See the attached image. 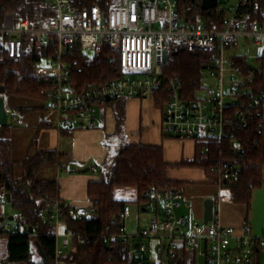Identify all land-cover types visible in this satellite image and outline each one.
<instances>
[{
    "label": "built area",
    "instance_id": "obj_1",
    "mask_svg": "<svg viewBox=\"0 0 264 264\" xmlns=\"http://www.w3.org/2000/svg\"><path fill=\"white\" fill-rule=\"evenodd\" d=\"M228 1L211 9L216 17L223 11L227 13L225 27L218 29L189 24L178 12V0H119L107 9L98 4L81 7L75 0H45L48 8L57 10L56 16L42 27H33L28 19L18 22L13 13H8L0 19V44L10 58L18 59L23 56L26 43L46 48L52 36L57 39L55 57L43 56L36 69L39 75L51 77V103L59 130L74 128L76 124L85 130L94 129L99 125L98 114L105 101L119 96L155 99L166 82L168 94L162 108L165 135L195 142L227 140L233 150L242 153L245 147L236 135L240 128L253 124L259 135L257 141L264 144V87L257 81L264 76V16H254L263 10L259 0H236L232 7L227 6ZM159 22L162 24L157 28ZM241 40L253 41L262 48L255 58L257 67L250 66L247 57L237 50ZM75 44L91 57L109 46L121 54L127 73L76 91L70 77L75 69L81 72L82 67L65 61ZM176 47L213 53L205 71V75L216 80L209 98L183 97L179 78H163L164 64ZM78 166L79 161L74 158L62 164L67 173L77 172ZM230 170L227 161H216L210 167L212 173L221 177L216 182L221 188L227 185L225 179ZM7 194L6 185L0 183V204L7 201ZM144 195V207L153 214L148 227L128 231L130 206L111 219L118 230L110 238L127 255V264H264V230L255 234L248 222L240 229L222 224L217 218L219 195L214 200L213 219L208 224L190 223L187 233L183 229L188 218L178 213L188 205L183 191L152 188ZM64 210L75 218L84 215L61 199L47 204L43 212L55 225L56 236L55 256L47 264H69L62 256L67 253L66 248L73 246L72 239L78 244L89 241L65 229L66 236L60 242ZM22 220L20 213L14 220H5L3 228L16 233L23 228ZM17 223L19 226L15 227Z\"/></svg>",
    "mask_w": 264,
    "mask_h": 264
},
{
    "label": "trees",
    "instance_id": "obj_2",
    "mask_svg": "<svg viewBox=\"0 0 264 264\" xmlns=\"http://www.w3.org/2000/svg\"><path fill=\"white\" fill-rule=\"evenodd\" d=\"M75 1L81 7L98 4L107 9L119 0ZM178 2V12L189 24H202L206 28L225 27L226 11L216 17L214 10L204 9L202 0ZM259 2V7L263 10L257 11L254 16L260 17L264 16V0ZM8 13H13L18 22L28 19L33 27L44 26L53 14L46 6L45 0H0V19H4ZM50 39L46 48H37L26 43L24 54L18 59L10 58L5 47L0 44V86L4 88L0 96H25L52 102L51 77L39 75L36 69L43 62V56L54 58L57 53V39L54 36ZM212 60V52L176 47L164 64L163 78H179L183 97L193 99ZM65 61L74 67H82L81 72L75 69L70 77L73 88L78 92L123 77L127 73L121 54L109 46H104L100 55L91 57L75 44L65 55ZM257 81L259 86L264 87V76H260ZM167 94L165 82L155 97L158 107L163 108ZM126 98L119 96L103 104H111L114 107L117 133L122 131L125 122ZM12 127L10 122L7 125L0 124V183L6 185L11 195L10 201L0 204V238L7 239L5 263L47 264L55 256L56 236L55 225L43 210L47 204L60 199V192L57 181L39 180L37 173L44 165L60 163L62 155L55 149L38 150L35 156L24 161V175L21 180H17L14 175L15 161L12 157ZM236 135L245 147L244 152L233 150L232 144L227 140L220 142L201 139L196 142L197 154L189 165L204 168L208 175L214 178V182H218L221 177L212 173L210 167L216 161L229 162L231 170L229 177L225 179L227 185L224 188L229 189L233 203L246 205L249 209L253 190L262 186L264 181V144L257 141L259 135L253 124L238 129ZM170 166L164 158L162 146L121 142L110 162L104 164L100 179L89 184L91 208L95 210H90L81 218L72 217L68 210H64L62 221L65 229L87 237L89 241L84 244L75 242L62 259L69 264H127V255L119 244L110 238L111 233L118 230L111 224V219L119 217L133 201L116 199L114 190L117 186L136 187L138 197L135 202L139 204L146 201L144 194L152 188L177 189L184 192V182L168 178ZM6 203L15 210V218L20 213L23 214V220L20 222L23 228L16 233L3 228V222L11 216L3 209ZM17 226L18 223L15 227ZM36 251L39 256L37 259L34 258Z\"/></svg>",
    "mask_w": 264,
    "mask_h": 264
},
{
    "label": "crops",
    "instance_id": "obj_3",
    "mask_svg": "<svg viewBox=\"0 0 264 264\" xmlns=\"http://www.w3.org/2000/svg\"><path fill=\"white\" fill-rule=\"evenodd\" d=\"M4 99L9 122L13 125L11 138L15 178L22 179L23 164L28 157L35 156L38 150L55 149L62 155L61 162L42 166L37 173V179L57 181L61 200L83 214L90 212L92 201L88 194L89 184L100 179L104 164L110 162L114 156L105 143L106 136L117 133V119L113 105L100 107L99 125L94 129L85 130L76 124L74 128L59 130L55 126L56 114L50 101L16 95L5 96ZM125 100V122L122 131L117 134L121 135L122 140H129L132 144L143 143L163 147L164 158L171 164L168 178L184 182L185 203L188 205L179 209L178 213L188 218L186 213L191 209L193 215L202 219L201 224H204L205 200L208 198L215 200L218 198V191L224 188L214 182V178L210 177L204 168L189 165L196 157L197 143L193 140H180L164 134L162 108L156 105L154 98L127 97ZM125 134H129L128 137H125ZM117 144L119 145L120 142H116L118 148ZM70 158L79 161V170L75 173H67L62 168V164ZM115 189L116 199L133 201L139 213H148L143 203L135 202L138 197L136 187L117 186ZM138 217L137 228L148 227V225L142 226L140 215ZM226 222L229 226L241 228L239 227L241 222L234 220H226ZM246 222L250 223L248 220ZM187 226L188 228L183 229L184 233L189 232V222ZM263 230L255 233L253 228L255 234H260Z\"/></svg>",
    "mask_w": 264,
    "mask_h": 264
},
{
    "label": "rangeland",
    "instance_id": "obj_4",
    "mask_svg": "<svg viewBox=\"0 0 264 264\" xmlns=\"http://www.w3.org/2000/svg\"><path fill=\"white\" fill-rule=\"evenodd\" d=\"M236 0H229L227 3V6L232 7L235 4ZM161 4V2H160ZM52 10V17L57 15L56 9ZM163 16L167 17V14L163 12ZM161 22L157 24V28L161 27ZM240 53L244 54L248 61L250 66L257 67L258 64L255 61V58L260 55L262 48L255 44L253 41L250 42H244L241 40L240 46L237 49ZM216 88V80L213 76L206 74L205 77L202 80V88L196 92V96L199 98H209L212 90ZM51 103V102H50ZM12 117V114L10 113V118ZM110 142V143H109ZM116 142H129V140H122V137L120 134H113L106 136V145L111 150V154H115L117 151ZM114 143V144H112ZM118 145V144H117ZM90 172V171H89ZM263 178H264V171H263ZM116 192V189L114 193ZM118 192V191H117ZM218 194L220 196L221 205L219 210V216L217 218L221 219L222 224L227 225L226 220L229 221H237L241 222V225L239 227L243 226V223H245L247 220L252 224L255 233H259V231L264 229V181L262 186L256 187L253 190L252 194V200L251 205L249 209L246 205L242 204H236L233 203L230 199L229 189L224 188L221 191H218ZM131 208V216L127 219V228L129 232H135L137 230L138 220L140 215V223L142 226H149V219L152 217V213L150 212H138L137 206L132 203L130 204ZM3 209L6 212L7 215H15V210L11 207L10 204L6 203L3 205ZM188 215V222L189 224L192 222L195 223H202V219L195 217L193 214V211L187 210ZM15 224V222H12ZM185 228H188L186 226ZM60 242L64 239L66 236L64 226H60ZM253 231V232H254ZM75 240L72 239V245L74 246ZM71 250V247L66 248V252H69ZM7 257V239L6 238H0V262L1 264H7L5 263ZM34 258H39L37 251L34 255Z\"/></svg>",
    "mask_w": 264,
    "mask_h": 264
},
{
    "label": "water",
    "instance_id": "obj_5",
    "mask_svg": "<svg viewBox=\"0 0 264 264\" xmlns=\"http://www.w3.org/2000/svg\"><path fill=\"white\" fill-rule=\"evenodd\" d=\"M219 3H226V0H202V5L204 9L210 10L215 7ZM4 88L0 86V93H2ZM181 91V90H180ZM9 123V114L5 108V99L3 96H0V124L7 125ZM7 199L10 201L11 195L8 192ZM205 213H204V224H208L214 217V200L212 198H208L205 200ZM10 219L13 220L14 216H10ZM31 231L33 229L31 228Z\"/></svg>",
    "mask_w": 264,
    "mask_h": 264
}]
</instances>
